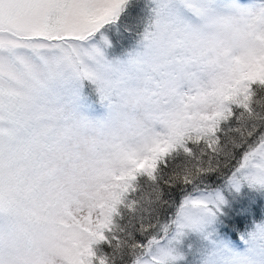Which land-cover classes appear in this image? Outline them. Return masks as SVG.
<instances>
[{
	"label": "snow or ice",
	"instance_id": "snow-or-ice-1",
	"mask_svg": "<svg viewBox=\"0 0 264 264\" xmlns=\"http://www.w3.org/2000/svg\"><path fill=\"white\" fill-rule=\"evenodd\" d=\"M245 185L264 0H0V264H181Z\"/></svg>",
	"mask_w": 264,
	"mask_h": 264
},
{
	"label": "rangeland",
	"instance_id": "rangeland-1",
	"mask_svg": "<svg viewBox=\"0 0 264 264\" xmlns=\"http://www.w3.org/2000/svg\"><path fill=\"white\" fill-rule=\"evenodd\" d=\"M220 3H227L229 0H219ZM245 4L259 3V0H241ZM75 85L69 81L62 82L60 88L65 92L73 90ZM82 110L94 117L103 118L105 109L92 97H78ZM225 204L222 213L218 217L217 224L210 229V235L201 233H190L183 238L179 248L184 256L181 264H264V193L242 186L239 190L231 187H224ZM254 194V196H253ZM251 198V206L249 199ZM261 210L263 215L258 219H252V227L246 235L248 246L244 249L238 244L237 233L233 230L230 233L221 234L228 221L242 217L245 213L252 214ZM260 213L257 215V217ZM229 225V224H228Z\"/></svg>",
	"mask_w": 264,
	"mask_h": 264
},
{
	"label": "trees",
	"instance_id": "trees-1",
	"mask_svg": "<svg viewBox=\"0 0 264 264\" xmlns=\"http://www.w3.org/2000/svg\"><path fill=\"white\" fill-rule=\"evenodd\" d=\"M218 181V184H223V181L220 178H215ZM210 183V182H209ZM170 195L174 198L177 199L179 198V193H170ZM260 213V215L257 217V215ZM263 213L261 210H258L257 212H253L252 214H247L245 213L242 217H238L235 219H230L228 221V224L221 229V234H228L233 230H239L237 233V238H238V244H244L247 239L246 235L249 234L251 231L252 227L250 226V221L252 219H258Z\"/></svg>",
	"mask_w": 264,
	"mask_h": 264
}]
</instances>
